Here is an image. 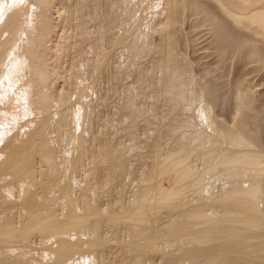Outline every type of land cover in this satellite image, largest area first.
Listing matches in <instances>:
<instances>
[{"label": "bare ground", "instance_id": "bare-ground-1", "mask_svg": "<svg viewBox=\"0 0 264 264\" xmlns=\"http://www.w3.org/2000/svg\"><path fill=\"white\" fill-rule=\"evenodd\" d=\"M52 1L0 0V264H264V0Z\"/></svg>", "mask_w": 264, "mask_h": 264}, {"label": "rangeland", "instance_id": "rangeland-1", "mask_svg": "<svg viewBox=\"0 0 264 264\" xmlns=\"http://www.w3.org/2000/svg\"><path fill=\"white\" fill-rule=\"evenodd\" d=\"M23 1V2H22ZM15 2H17V3H24V2H26V0H15ZM54 2V3H53ZM57 4V5H56ZM62 5V3H61V0H54V1H52V4L50 5V7H49V11H50V15H51V19L53 20V22L56 24L55 25V27H54V33L52 32V40L54 41V42H57V41H60L62 38L60 37L61 36V34H62V28L60 27V21H61V19H62V17L65 15V12H66V9H64L63 8V5ZM62 8H61V7ZM59 7H60V9H59ZM52 9V10H51ZM64 9V10H63ZM60 11H61V13H60ZM59 12V13H58ZM33 16V17H32ZM36 15L34 14V12H32V13H30V15H29V18H30V20H32V21H34V19L36 20ZM58 19H60V20H58ZM135 26V25H134ZM133 26V27H134ZM60 27V28H59ZM137 27V29L139 28L138 27V25L137 26H135V28ZM187 28H188V26H186L185 27V29L187 30ZM134 29V28H133ZM136 29V30H137ZM59 30V31H58ZM135 30V29H134ZM209 30H208V28L207 27H203V28H201L198 32H196L195 34H194V36H193V50H192V52H189L190 53V57L192 58V59H195V60H197L202 66H206V67H215V65H214V63H215V61H216V53H214V51H213V49L214 48H210V46L212 45L211 44V42H212V40H211V34L209 33ZM54 34V35H53ZM51 43H52V41H51ZM211 45H210V44ZM49 45H51L50 44V42L48 43ZM207 46V47H206ZM212 47V46H211ZM51 53H50V58H49V56H48V59L49 60H54L55 58V55L57 54V52L55 51V50H53V52L52 51H50ZM203 63V64H202ZM227 63L229 64L230 62L227 60ZM226 63V64H227ZM205 64V65H204ZM227 64V68H229V65ZM252 65V64H251ZM249 63H248V65L246 64L245 66H243V68H241V70L243 69L244 70V72H243V76H244V78L245 79H247V81L249 82V81H251V82H249L251 85H252V87L254 88V90L256 91L257 90V92L260 94L261 93V95H262V97L264 98V73L263 72H259V71H255V69H253L252 67H250L251 66ZM213 67V68H214ZM226 67H223V68H226ZM246 69V70H245ZM224 70V69H223ZM226 70V69H225ZM239 70V69H235V70H232V72H229L228 74H229V76H231V77H233L234 75V73L235 72H237V71ZM233 71H235V72H233ZM242 72V71H241ZM256 72V73H255ZM228 74H223V75H225V77L223 76V80L225 79H227L228 80ZM236 74V73H235ZM263 74V75H262ZM247 76H248V78H247ZM260 76V77H259ZM134 76L133 75H131V77H126V78H124V79H117L118 81H115V85H114V87L116 86V90H114V92H111L112 90H113V88H112V90L109 92L110 94L112 93V95H108V97L109 96H111V98L108 100V98L106 99V100H108V101H110V102H108V101H106L105 99H103V97L101 98L100 97V95H101V93H102V95L101 96H103V92H102V89H101V93H100V95L97 97H95V98H101V99H97L98 100V102H97V100L95 99L94 101H96V102H94L93 103V110L94 109H96V111L101 115L102 114V112H101V110H102V108L105 110V108H106V106H102V104H104L103 102H100L102 99V101H104V102H106L105 103V105H109V106H111L113 103H115V102H113V101H116V102H118V101H123V100H120V98L121 99H123L124 98V92H123V89L125 88V87H128L129 85L131 86V83H133V81H135V77L133 78ZM231 77H229V78H231ZM259 78V79H258ZM134 79V80H133ZM64 82V77H60V78H58V79H56L55 80V82L52 84V85H55V88H57L58 89V87L59 88H61V86L63 85L62 83ZM116 82H118L117 84H116ZM262 84V85H261ZM61 85V86H60ZM127 85V86H126ZM54 87V86H53ZM115 89V88H114ZM104 90V89H103ZM123 92V93H122ZM263 93V94H262ZM122 95H123V97H122ZM264 100V99H263ZM100 102V104H98L97 106H96V104L97 103H99ZM118 103H120V102H118ZM94 106H96V108H94ZM103 110V111H104ZM95 113V112H94ZM97 114V113H96ZM100 115H98V118H95V121L93 120V127L94 128H91V132L92 133H94V135L96 134V132L97 131H99L100 129V132L99 133H101L102 132V129L103 128H101V124H103L102 122H101V120L99 119V116ZM96 119H97V121H96ZM99 119V120H98ZM24 120V119H23ZM137 121H140V118L139 119H137ZM96 122V123H95ZM22 123V121L20 122V123H16L15 125L18 127V125H20ZM95 124V125H94ZM14 125V126H15ZM97 130V131H96ZM125 129H123V132H122V130L121 131H118L119 133L121 132V135L120 136H122V137H120L119 136V133H117V135H118V137L114 134L113 135V139L116 137V138H121L120 139V141L121 140H123V146H124V143L125 144H127V143H129L128 141L127 142H125L126 140H128L126 137L128 136L127 134V136L126 135H124V133H125V131H127V130H125ZM96 131V132H95ZM98 133V132H97ZM99 133L97 134V135H99ZM123 133V134H122ZM127 133V132H126ZM129 134V133H128ZM124 136H126V137H124ZM115 138V141H117V139ZM123 138V139H122ZM129 138V137H128ZM124 139H126V140H124ZM119 141V142H120ZM130 141V140H129ZM122 142V141H121ZM120 142V143H121ZM126 149V148H125ZM143 149V148H142ZM141 149V150H142ZM126 150H128V149H126ZM130 151V150H129ZM143 151H145V149L143 150ZM135 153V151H130V153H131V155L130 156H132L133 154L132 153ZM127 153H129L128 151H126V152H124V157H125V155ZM129 153V154H130ZM138 153H140V151L138 152V151H136V155L138 154ZM143 153V152H142ZM129 154H127L126 155V157L127 156H129ZM135 155V154H134ZM135 155V156H136ZM125 157V158H126ZM133 157V156H132ZM137 157V156H136ZM135 157V158H136ZM128 158V160H126V161H131V160H133V159H135L134 157L131 159L130 157H127ZM133 165H136V162H134L132 165H131V169L133 170L134 169V167L135 166H133ZM136 168V167H135ZM132 172V171H131ZM123 173H126V172H124L123 171ZM122 173V175L124 176V181H123V183H127L126 185H127V187L128 188H126L125 186V191H126V194L123 196V198L125 199V200H130V197H131V195H130V192H132L133 193V190L135 191L136 189H135V186H134V184H132V176H134L133 174H132V176H131V174L129 173V174H123ZM128 173V172H127ZM133 173V172H132ZM122 177V176H121ZM123 178V177H122ZM129 195H130V197H129ZM125 200H123V201H125ZM128 200V201H129ZM127 201V202H128ZM100 204H102V206L104 205V203H100ZM249 249L250 248H247V251H249ZM106 255H108V254H106ZM109 256H110V254H109ZM108 256V257H109ZM106 259H108L107 258V256L105 257ZM109 261H111L110 260V258H109ZM107 262H108V260H107ZM109 263V262H108Z\"/></svg>", "mask_w": 264, "mask_h": 264}]
</instances>
